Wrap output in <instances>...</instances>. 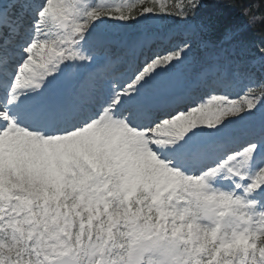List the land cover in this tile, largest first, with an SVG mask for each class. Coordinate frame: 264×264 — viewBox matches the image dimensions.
<instances>
[{"label": "snow or ice", "instance_id": "1", "mask_svg": "<svg viewBox=\"0 0 264 264\" xmlns=\"http://www.w3.org/2000/svg\"><path fill=\"white\" fill-rule=\"evenodd\" d=\"M0 264H264V0H0Z\"/></svg>", "mask_w": 264, "mask_h": 264}, {"label": "rangeland", "instance_id": "2", "mask_svg": "<svg viewBox=\"0 0 264 264\" xmlns=\"http://www.w3.org/2000/svg\"><path fill=\"white\" fill-rule=\"evenodd\" d=\"M126 2H127V0H126ZM156 2H157V3H160V2H162V0H156Z\"/></svg>", "mask_w": 264, "mask_h": 264}]
</instances>
